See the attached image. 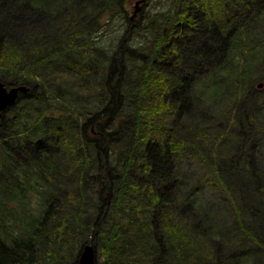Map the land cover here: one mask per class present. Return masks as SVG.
Wrapping results in <instances>:
<instances>
[{
  "label": "trees",
  "instance_id": "obj_1",
  "mask_svg": "<svg viewBox=\"0 0 264 264\" xmlns=\"http://www.w3.org/2000/svg\"><path fill=\"white\" fill-rule=\"evenodd\" d=\"M125 1L0 0V81L31 88L0 117V264H74L87 242L96 264H264V97L234 120L223 103L214 146L187 119L264 62V0H157L138 18Z\"/></svg>",
  "mask_w": 264,
  "mask_h": 264
},
{
  "label": "rangeland",
  "instance_id": "obj_2",
  "mask_svg": "<svg viewBox=\"0 0 264 264\" xmlns=\"http://www.w3.org/2000/svg\"><path fill=\"white\" fill-rule=\"evenodd\" d=\"M78 1H80V0H78ZM135 0H126L124 3H122V5L123 6H125V9L127 10V15L128 16H130V17H132L133 16V10H134V6H135V2H134ZM157 0H144L142 3H141V6H142V9H140L139 11H137V13L134 15V17L135 18H138L141 14H144V13H146V11L148 12V10H156V9H158L159 8V5H160V3L157 1V3H155ZM162 1V0H161ZM121 2H122V0H121ZM253 10V9H252ZM252 10H250V11H247L246 12V14H245V16H247L248 15V13H250ZM253 12V11H252ZM251 12V13H252ZM125 13L123 12V8H122V6H120V8H119V11L118 12H116L111 18H110V23L107 25V27H101L102 29H107L109 32V35H107V37L105 38V40H104V42L106 43V44H110L112 41H118V39H119V37L122 35V30L126 27V25H125V23H124V18H123V15H124ZM242 13H239V14H237V16H240ZM251 16H253L254 14H250ZM65 21V20H64ZM63 20H62V22H64ZM263 41H264V34L260 37ZM171 47H172V44H170L169 46H168V48L169 49H171ZM258 48H256L255 50H257ZM255 50L253 49L252 51L254 52V53H250V52H247V56L248 57H251V56H253V58H252V60L255 62V61H257V59L259 58V56H260V50H259V53L258 52H255ZM261 50H263L262 49V47H261ZM262 56H264V54L262 55ZM262 56L260 57V59H262ZM155 61H157L158 62V60H155ZM159 63V62H158ZM263 68H264V62L263 61H261V60H258L257 62H255V63H253V69H252V72H253V74L252 75H250V76H246V80H245V82H244V84H242L241 85V88H242V90L240 91V90H236V92H239V93H244V92H246V90L247 89H249V87H250V85H251V83H252V81H253V79L254 78H258V79H260V78H264V71H263ZM95 75H99V73L96 71L95 72ZM93 77H97V76H91V78H93ZM191 91H192V89H191ZM198 92V91H197ZM261 92H263L264 93V88H263V90L261 91ZM170 97V96H169ZM185 97L187 98V100H189V102H190V104H192V102H194V103H197L196 102V97H195V95H192V96H190V95H188V93L186 92V95H185ZM214 98H216V97H214ZM214 98L210 101V105L208 106L209 107V111L208 110H204L205 111V115L206 116H204L203 114H201L202 113V109L201 108H197V107H195V109H194V111H188L187 112V119H189V120H191L190 118H191V116L190 115H192V116H194V118L195 117H197V118H195V120L196 121H199L198 123H193V124H195V125H198V127L199 128H201L202 130H204V136L208 133V135L210 136V140H209V145L210 146H214V145H217L218 144V142H219V137L218 136H215L214 134H213V132H218V131H214L213 129L215 128L216 130H219V129H221L222 131L223 130H226V125H225V122H226V116L224 115V117H222V118H218V116H217V113L219 112V110L221 109V106H222V104L223 103H229V101L230 100H227L225 97H224V95L222 96V97H220V99H217L216 98V100L215 101H213L214 100ZM260 98H262L261 96H260ZM222 99V100H221ZM198 100V99H197ZM199 101V100H198ZM200 102V101H199ZM201 103V102H200ZM201 104H203V103H201ZM204 105V104H203ZM236 108L235 107H233V111L231 112L232 113V118H233V120H234V118H235V114H236V110H235ZM185 110H187V108H185L184 109V111ZM171 112V111H170ZM174 113H177L176 112V110L174 111ZM174 117H176V115H174V116H172V115H169V126H170V129H171V131H174V129H179V126H177V123H176V121H177V119L176 118H174ZM172 118H174V119H172ZM257 118V121H258V123L259 124H256V127H263L264 126V124H261L262 122H264V111H263V113L260 115V116H257L256 117ZM206 119V120H205ZM195 120H191L192 122H194ZM234 122V121H233ZM208 123L211 125V127H210V130L209 129H207V128H204V125H208ZM175 124H176V126H175ZM166 125V124H165ZM214 125V126H213ZM165 127V126H164ZM214 127V128H213ZM218 127V128H217ZM192 134H194V132H193V128H191V130H189ZM228 133H229V135H230V137H232V139L231 140H237L236 139V133H237V131H236V129H235V127L233 126L231 129H229L228 131H227ZM2 136V135H1ZM46 144V143H45ZM16 146V145H15ZM194 148H192V147H190V149H189V154H188V156H189V159H192L193 160V162L195 163L196 161H198V156L200 155V153L198 152V154H196L195 153V151L193 150ZM198 148H195V150H197ZM199 149H200V147H199ZM229 156H231V153L230 152H226V153H224V157H229ZM101 157V156H100ZM134 164H132V166H133ZM131 166V168H130V170H128V172H127V174H129L130 176H132V177H134V178H136V181H138V175H139V170H138V168L137 167H135V166H133L132 167ZM64 167V166H63ZM65 168V167H64ZM102 172V166L100 165L99 166V168H98V173H101ZM76 176H77V174H75V177H74V179H72L73 181H74V183H73V185L75 186V184L77 183L76 182ZM69 182H71V180H68V179H66V180H64V181H62V185H63V187H61L60 188V190H59V195L61 196V197H64V196H66V193H65V191L67 190V189H71L70 187H69V185H70V183ZM85 187L87 188V191L91 194V195H89L90 197H94L95 195H96V193L94 194L93 193V191H92V183H87V185H85ZM87 197L88 199L90 198V197ZM76 197L77 196H75V199H76ZM260 203H262V202H260ZM72 204H75V202L74 203H72ZM71 204V207H73L74 209L76 208V206L75 205H72ZM88 207V206H87ZM89 208V207H88ZM256 208H262V206L261 205H259L258 203H252V209L253 210H255ZM244 217L246 218V219H253L254 218V215H251V214H246V215H244ZM92 237V236H91ZM91 240H93V238H91ZM93 241H95L96 242V239L95 240H93ZM87 243H92V242H87ZM93 244V243H92ZM94 245V244H93ZM261 248H263V247H261ZM97 257V256H96ZM57 262H59V261H57ZM60 264H62V261H60Z\"/></svg>",
  "mask_w": 264,
  "mask_h": 264
},
{
  "label": "water",
  "instance_id": "obj_3",
  "mask_svg": "<svg viewBox=\"0 0 264 264\" xmlns=\"http://www.w3.org/2000/svg\"><path fill=\"white\" fill-rule=\"evenodd\" d=\"M142 0H136L133 10V16L141 9L140 3ZM259 83L258 86H261ZM29 91L28 86L24 84L8 86L3 81H0V115L7 107L12 106L18 99L20 93ZM75 264H95V249L93 246L83 249Z\"/></svg>",
  "mask_w": 264,
  "mask_h": 264
},
{
  "label": "flooded vegetation",
  "instance_id": "obj_4",
  "mask_svg": "<svg viewBox=\"0 0 264 264\" xmlns=\"http://www.w3.org/2000/svg\"><path fill=\"white\" fill-rule=\"evenodd\" d=\"M259 83H262L261 86H258ZM264 88V78H260L258 79L257 77L253 79L249 89L246 90V92L244 93H239V92H234L232 94L233 98H234V101L231 102L229 101V104L232 106V108L234 107L235 104L239 103L242 104L244 103L245 99H247L248 95H252L253 93H256L257 91V95L258 96H261V97H264V93L263 92H260L262 89ZM251 89H256L254 92L251 91ZM2 116V115H1Z\"/></svg>",
  "mask_w": 264,
  "mask_h": 264
},
{
  "label": "bare ground",
  "instance_id": "obj_5",
  "mask_svg": "<svg viewBox=\"0 0 264 264\" xmlns=\"http://www.w3.org/2000/svg\"><path fill=\"white\" fill-rule=\"evenodd\" d=\"M142 1H144V0H142ZM28 88H29V91H30V87L28 86ZM91 246H93V244L92 243H85L84 245H83V247H82V249H85V248H87V247H91Z\"/></svg>",
  "mask_w": 264,
  "mask_h": 264
}]
</instances>
